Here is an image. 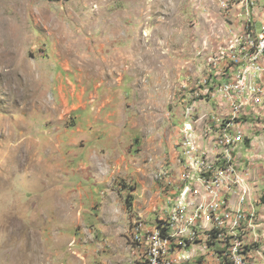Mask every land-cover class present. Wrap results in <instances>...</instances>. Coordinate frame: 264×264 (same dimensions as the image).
<instances>
[{"label":"rangeland","instance_id":"rangeland-1","mask_svg":"<svg viewBox=\"0 0 264 264\" xmlns=\"http://www.w3.org/2000/svg\"><path fill=\"white\" fill-rule=\"evenodd\" d=\"M216 4L231 8L230 0H0V264H137L127 252L134 245L132 226L129 236L117 226L121 239L114 240V227L95 222L104 213L101 205H81L74 160L89 156L99 168L98 159L104 158L105 170L112 172V146L123 126L109 122L126 119L127 141L158 138L161 143L159 156L146 155L144 163L153 165L154 173L171 164L179 174L172 158L184 111L194 110L191 116L203 135L202 120L209 117H203L201 106L216 107L208 97L189 95L203 88L208 63L201 77L185 82L179 77L185 62L198 68L216 51L207 47L206 55L200 46ZM262 27L258 24L257 32ZM224 53H217L216 63L226 64ZM185 96L191 105L179 110ZM98 127L102 133L95 135ZM224 134L223 128L217 144ZM217 144L215 158L207 157L225 169L228 163L217 161ZM192 151L189 162L203 159L197 158L195 138ZM192 171L186 174L193 180ZM126 187L130 192L134 185L123 173L104 184L108 190L102 196L117 198L115 214L124 213L120 198L135 200L127 191L119 196ZM82 195L85 200L89 194ZM165 206L157 219L167 217L169 200ZM137 218L146 224L145 217Z\"/></svg>","mask_w":264,"mask_h":264},{"label":"crops","instance_id":"crops-1","mask_svg":"<svg viewBox=\"0 0 264 264\" xmlns=\"http://www.w3.org/2000/svg\"><path fill=\"white\" fill-rule=\"evenodd\" d=\"M249 1L251 0H230V9L225 11L221 10L216 4L215 6L218 8L214 7L209 11V13H211L208 14L210 18L208 20L209 24L206 25V33L208 32L209 34L207 33V36H203L204 40L202 45H200L205 54L207 51L206 46H209V50H216V46L219 43H222V40L229 37L231 28L236 32H243L250 25L251 29L256 33H259L256 30L258 24H262V28H264V0H256L257 6L250 10L251 15L248 17L246 5ZM249 20L251 21L250 23H248ZM204 21H207V18ZM214 28L215 33L220 32L219 37L223 38L221 41H218L215 36L213 37L211 29ZM203 52L201 51V55ZM202 60H200L202 63H199L200 65L198 68H196V64L192 63V60L185 62L186 65L184 68H186V70L185 72L180 73L179 77H182L184 82L188 81L193 76L201 77L207 69L205 58H202ZM223 65L226 64L217 62L216 71H225L226 68L224 69L223 67V69H221ZM195 69L197 71L192 74V71ZM166 75L167 78L171 79V73ZM205 99L206 97L203 98V100ZM203 100L202 102H204ZM182 101L184 102V105H182L183 107L179 106V110L185 107L186 99ZM201 107L200 112L203 114V117L208 118L209 114L214 112V116H212L213 123L208 124L207 130L206 125L209 118L207 121L202 120L203 135H200L201 132L199 131L201 126H196L194 121L193 138H195L201 149H205L209 153V156L214 159L216 153L215 139L222 129L225 128L223 127V119L225 114L229 112V103L216 93L215 111L212 110L213 103H209V106L203 105ZM192 108H194V106H192ZM122 111L123 112L121 113H126L124 109ZM189 113L190 116L191 114H194V110L190 109V107ZM242 115L243 116L239 120L237 126L239 125V127H243L245 141L235 147L234 164L236 165V171L243 176V179L239 184L226 181L225 183L228 184L222 185V193L227 195L228 203L226 207L221 210L220 219H217L216 215H210V212H207L208 209H210L209 198H217V192L210 193L205 185L208 180V178H206L208 173H202L201 171L194 169L195 171H192L194 176L193 180L192 173H188L190 177H187V174L185 175V184L187 187L183 188V195L190 196H182V200H176V207H180V214L186 215V219H180L176 224V233H185L186 239H193L194 224L197 222L196 214H202L197 226V238H204L207 232L210 230H216L218 226L217 220L222 221V226H225L226 224V228H224V232H222V240L216 241V234H209V245L207 249L203 247V240H195L194 243L189 245L187 247L188 252L185 253L189 254L190 260L185 264H227L224 251L222 250V247H224V240L230 239L229 250L234 244L238 243L237 238H234V232L239 216L243 217L245 212L251 209H253V213H256L257 220L255 227L246 232V260L249 264H264V101L261 104H254L252 102L250 107V117L249 112H243ZM213 118L218 119V121L213 120ZM184 121L185 118L183 117L180 122H178L180 125L177 128H179L178 133L180 137L175 142V150L172 158V161L175 162V164H179L178 175L174 174V169L171 167V164H169L167 168L160 171H167L168 174L166 173L161 180L156 178L160 172L156 173L155 171L154 173L153 165L148 163L145 164L143 158L146 155L151 156L153 159L159 156V145L161 144L159 139H141L136 137L132 141H127V134L130 133L126 132L128 131L129 124V121L126 119L117 122H109V124H113L114 127L117 126V124L123 126V128L119 127L122 130L116 133V142L112 146L113 154L109 160V169H112V172L105 170L104 158L98 159V163L101 162L99 168L95 166L96 161L92 160L89 156L87 158L80 157L78 160H74V162H77L78 168L73 170L72 178L77 181V184H75L77 186L75 192L81 195V205L88 208H94L96 205H101L104 213H107L106 210L109 209L107 216L101 212L103 214L96 216L97 220L95 222L109 223L112 228L114 227L115 229L111 231L112 233L110 232V237L114 240L121 239V237L119 238L118 235L115 234L117 226H119L120 230L123 227V230L127 233L126 236H129L132 223L137 216H140V218L145 217L147 227L152 228L158 223L159 219H157V216H159V212L165 211L163 209H167V206H165L167 201L175 198L178 194L177 181L183 170L179 143L181 138L180 132ZM95 122H97V120ZM131 128L134 127L131 126ZM109 131L111 134V130H108L107 132ZM88 133L92 134V131H88ZM93 133H95V135L97 133H102V128H96L93 130ZM121 136L123 139H118V137ZM100 140L102 142L103 139ZM88 145L89 144L81 145V147L84 148L85 146L87 148ZM168 146L171 148V142ZM138 150L139 153H137ZM123 151L126 152L125 155L121 154ZM120 173L125 175L126 179L134 185V188L130 192L128 191V187L124 190H119V196L123 195L126 191L130 193L131 196L134 194L136 196L133 202L132 199H130L129 202H124L120 198L119 206H121V209L124 208V213L118 215L113 212L117 209V198L114 196L110 198L109 196H102L101 193L108 190L104 189V184L106 185V183H109L113 175H119ZM167 175L168 177H166ZM97 178L99 181L96 182L95 180ZM158 181H164V183L167 182L168 184H166L165 187H162L163 185ZM233 188H237V191ZM164 191L166 193H164ZM82 194L89 195L83 200L84 198ZM127 198L128 196H126V199ZM191 201L200 202L198 207H196V214H193L191 205H183L191 204ZM169 209L170 207L168 210ZM255 246H258L259 248L254 249ZM132 247L134 246L132 245ZM132 247H130V251L127 250L128 256L133 262L138 261L137 264H142L143 253L137 247ZM174 254H182L181 245H174Z\"/></svg>","mask_w":264,"mask_h":264},{"label":"built area","instance_id":"built-area-1","mask_svg":"<svg viewBox=\"0 0 264 264\" xmlns=\"http://www.w3.org/2000/svg\"><path fill=\"white\" fill-rule=\"evenodd\" d=\"M228 1V0H226ZM257 6L256 0H251L246 5L248 10V17L251 15L250 10ZM251 21L249 20L248 23ZM213 37L218 41L223 38L219 37V33H215V28L211 29ZM206 47H209L208 45ZM218 52H225L226 54V70L224 72L216 71V58ZM209 67L208 78H203V88L197 89V92L190 93L194 95V99L200 97H208L211 102H216V93H224L229 99V112L225 114L224 125L225 132H228L229 154L227 166L230 170L234 166L235 145L241 144L245 141V134H243V127H236V114L242 112H249L253 99L256 95H261V89L264 86V28L261 32L256 33L249 25L245 31L236 32L231 28L229 37L222 40L216 46V51H210L208 59H205ZM186 93V83L183 84ZM186 95V94H185ZM186 99V97H185ZM186 105H191V102H186ZM185 121L183 123V131H181V138L179 146L181 148L182 157V173L178 177L177 191L175 198L169 200L170 209L167 217L159 218L152 228L147 226H140L139 218L132 223L134 242L136 235H143V246L138 247L143 253V256H148V264H185L188 262L189 254H186L187 247L194 243L195 240H203V247L208 248L209 234H216V241L222 240V232L225 226H217L216 230H210L204 238H197V226L202 214H196V207L199 201H191V210L193 214L197 215V222L194 224L193 239H186L185 233H176V224L180 220V207H176V200H182L183 188L187 187L185 184V175L189 168V159L193 154V132H194V118L190 113H185ZM212 122V114H209L208 124ZM245 125V123H244ZM209 134V133H208ZM210 183V189L217 190V198L210 199V215H216L220 219V212L227 203L228 197L222 193V184L216 178L213 169H210L207 177ZM198 179V178H197ZM237 191V188H233ZM238 193V192H237ZM172 204V205H171ZM257 215L253 213V209L245 212L244 216L239 218L235 227L234 238L238 240V248L240 249V257H233V250H229V240H224V255L227 264H242L243 259L246 258V232L256 225ZM174 245L182 246V254H174Z\"/></svg>","mask_w":264,"mask_h":264},{"label":"bare ground","instance_id":"bare-ground-1","mask_svg":"<svg viewBox=\"0 0 264 264\" xmlns=\"http://www.w3.org/2000/svg\"><path fill=\"white\" fill-rule=\"evenodd\" d=\"M243 1H247V0H243ZM223 58L226 59V54L224 53ZM264 86L261 89V95H256V98L253 99V103L254 104H261L264 101ZM222 95V97L225 100L229 99L228 97L224 94V93H220ZM243 112L241 114H236V127H239V125L237 126L239 120L242 118ZM224 132H225V128H224ZM228 132H225L224 136H222L223 138L221 139V144H217V161L220 160H224L228 163V154H229V147H228V143H226L225 141H228V134H226ZM244 134V132H243ZM238 144L235 145V147ZM200 149H199V145L197 144V158L199 156H201V158H203L202 160L198 161V162H194L191 161L189 162V167L191 169H195L198 171H201L202 173H208L210 169H213V172L215 173L216 178L218 179V181H220L221 183H225L226 181H231L233 183H241L242 182V176L236 171L235 167L233 166V169L230 170V168H219L218 167V163H212L208 160L207 157V153L201 152L199 153ZM162 174V173H161ZM239 174V175H238ZM187 177H190V175L187 174ZM223 185V184H222ZM207 189L209 190L210 193H215L217 192L216 189H210V183L207 180L206 183ZM239 218H241V216H239ZM180 219H186V215L184 214H180ZM141 221V220H140ZM218 222V226H222V221L217 220ZM146 224H144L142 221L140 222V226H145ZM132 239V243L138 248V247H142L143 246V235H136L135 236V242H134V234H133V228H132V236L130 237ZM133 245V246H134ZM238 248V243L234 244L230 250H233V257H240V249ZM143 262L144 264H148V256H143ZM242 264H249L248 261L246 259L242 260Z\"/></svg>","mask_w":264,"mask_h":264},{"label":"trees","instance_id":"trees-1","mask_svg":"<svg viewBox=\"0 0 264 264\" xmlns=\"http://www.w3.org/2000/svg\"><path fill=\"white\" fill-rule=\"evenodd\" d=\"M212 236H214V235H212ZM215 237V236H214Z\"/></svg>","mask_w":264,"mask_h":264}]
</instances>
